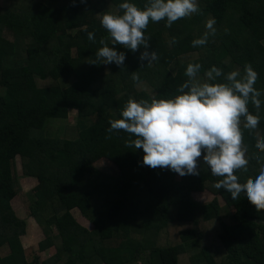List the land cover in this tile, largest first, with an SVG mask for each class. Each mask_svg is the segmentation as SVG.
Masks as SVG:
<instances>
[{
	"label": "trees",
	"instance_id": "16d2710c",
	"mask_svg": "<svg viewBox=\"0 0 264 264\" xmlns=\"http://www.w3.org/2000/svg\"><path fill=\"white\" fill-rule=\"evenodd\" d=\"M120 2L0 0V264H29L21 243L26 223L11 205L20 192L17 157L23 175L37 181L26 211L43 234L38 250H54L32 264H264V210L215 188L221 178L204 165L199 175L183 177L142 165L143 151L129 146L135 137L107 131L130 98L178 94L189 63L202 65L199 82L213 65L241 74L251 65L260 123L248 129L241 118L249 164L234 174L241 183L254 178L264 164L255 147L264 138V0H197L198 11L171 27L149 22L145 35L158 55L151 65L141 66L139 52L122 45L124 65L91 64L100 39L111 46L97 14H119ZM132 2L143 7L146 0ZM212 18L215 34L193 47ZM248 109L257 112L251 102ZM69 111H76L74 135H47V123L67 119ZM102 159L118 174L98 171L94 164ZM204 191L224 206L216 198L192 199ZM74 209L91 230L76 221Z\"/></svg>",
	"mask_w": 264,
	"mask_h": 264
},
{
	"label": "clouds",
	"instance_id": "9594fccd",
	"mask_svg": "<svg viewBox=\"0 0 264 264\" xmlns=\"http://www.w3.org/2000/svg\"><path fill=\"white\" fill-rule=\"evenodd\" d=\"M118 8L119 14H97L111 46L100 39L101 47L91 64L102 60L104 65H124L127 53L117 47L122 45L131 53L139 52L141 66L151 65L158 55L145 35L149 22L164 20L165 26L171 27L178 19L196 13L198 4L197 0H146L140 7L132 0H121ZM214 25V18L207 20L206 31L192 41V46L205 45L208 37L215 34ZM87 36L95 39L93 32ZM201 67L200 63L186 66L184 74L188 79L171 98H130L120 110V118L109 120L107 131L123 130L135 137L130 138L129 146L143 151L142 165L167 168L181 177L199 175L198 165H204L212 176L221 178L215 188L223 189L233 200L243 195L257 211L264 210V164L246 183L238 182L234 174L249 164L248 149L242 143L241 118L248 129H256L260 123L261 93L254 87L258 74L251 65L244 66L243 74L240 70L224 73L213 65L204 72V81L199 82L196 77ZM138 78L133 75V79ZM249 102L256 114L249 111ZM255 147L257 152H264V138H258Z\"/></svg>",
	"mask_w": 264,
	"mask_h": 264
},
{
	"label": "rangeland",
	"instance_id": "374dc122",
	"mask_svg": "<svg viewBox=\"0 0 264 264\" xmlns=\"http://www.w3.org/2000/svg\"><path fill=\"white\" fill-rule=\"evenodd\" d=\"M75 123L76 111H69L67 119L49 121L45 127V131L47 135L50 136L65 135L66 137H72L74 135L73 129ZM15 167V174L18 180V185L20 187V192L16 196V198L11 201V205L15 214L19 218L23 219L26 223V233L21 237V243L29 264H32L33 257H39V261L45 260L54 253V250L49 249L45 252H40L38 250V243L43 239V234L40 227L37 225L33 218L29 217L26 211V207L28 206V194H31L33 191H35V189L37 188V181L34 178L26 177L23 175L20 160L18 157L15 160ZM94 167H96L98 171L107 174H118L117 167L105 159L96 162L94 164ZM191 196L194 201L201 204L211 202L216 198L219 205L224 206V201L219 196L215 197L208 191L192 193ZM71 213L80 225L88 230L92 229V224L89 223L85 218H83L78 210L74 209Z\"/></svg>",
	"mask_w": 264,
	"mask_h": 264
}]
</instances>
